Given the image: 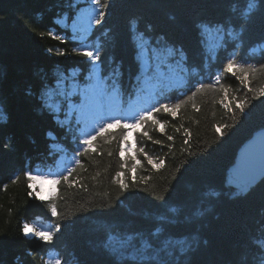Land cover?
<instances>
[{
    "label": "trees",
    "instance_id": "obj_1",
    "mask_svg": "<svg viewBox=\"0 0 264 264\" xmlns=\"http://www.w3.org/2000/svg\"><path fill=\"white\" fill-rule=\"evenodd\" d=\"M108 2L104 21L83 27L73 22L90 10L88 0H0V264H57V259L60 264H264V176L243 186L230 174L238 148L264 127V98L252 100L235 120L219 103L221 86L229 89V99L245 93L223 71L229 56L236 61L234 71L241 64H264V0H254L251 11L253 0ZM226 32L231 36L222 41ZM145 40L158 52L172 50V60L179 59L175 50L187 56L179 64L185 81L160 91L148 108L186 99L200 83L214 87L196 92L176 118L154 114L167 122L166 134L145 127L164 147L134 133L137 146L163 158L164 167L153 169L140 156L136 181L126 172L130 187L121 192L113 180L122 170L121 129L94 142V152L78 155L84 134L74 113L94 79H87L92 64L73 49L99 51L101 79L107 92L120 97L115 117L131 123L125 108L138 92V41ZM61 51L67 55H58ZM251 86H264V74L252 77ZM184 128L191 133L188 144ZM59 159L62 166L54 169ZM73 168L72 186L53 183L45 200L25 175L51 173L60 179ZM141 176L147 181L140 182ZM25 223L55 234L51 241L26 235Z\"/></svg>",
    "mask_w": 264,
    "mask_h": 264
},
{
    "label": "snow or ice",
    "instance_id": "obj_2",
    "mask_svg": "<svg viewBox=\"0 0 264 264\" xmlns=\"http://www.w3.org/2000/svg\"><path fill=\"white\" fill-rule=\"evenodd\" d=\"M89 8H90V15L87 17V25L88 27H91L94 23L95 25H100L106 16V9L109 7L108 0H88ZM71 6V4H70ZM255 7V2L250 4L249 11H251ZM73 25L75 26V22H73ZM49 35H52L54 39L63 41V37L59 34L49 33ZM230 37L231 33H225L224 36L221 37V40L224 41V37ZM226 43V41H225ZM51 51V49H49ZM176 54L179 56V59H177L174 62L175 67H178L180 63L187 61V56L184 54L182 49L175 50ZM73 53L82 57H86L87 61L92 64L93 71L89 74L87 79L93 80L94 83H91L86 86V91L88 89L95 90L98 95H103L107 92L108 85L106 83V80L101 79V76L99 74L100 71V64L103 63L101 60V55L99 51H91V50H79L77 48L73 49ZM58 55L64 56L67 55L66 52L61 51L58 53ZM169 55H172V50L169 51ZM99 61L100 64H97L96 62ZM174 65L169 64L164 57H157L150 65L146 64L143 68V75L148 80L153 79H160L164 80L167 78L174 70ZM234 66H236V61L229 56L226 60V63L223 66V71L225 73L231 74L232 77H235L238 81L240 86L245 89L244 96H235L232 95L231 99H229V89L225 88L223 86L220 87L219 91L223 93V96L220 98L219 103L223 106V108L230 112L231 119L235 120L236 114L239 113L243 115L245 113V108L249 105V103L252 100H260L261 98H264V86L259 88H254L251 86V78L254 77L257 73L264 74V64L260 65V67H254L252 64H241L238 67H236V71H234ZM221 78L220 76H217L215 78V84L220 85ZM214 85L212 83H200L199 87L196 89V92H199L204 89H211ZM196 92H193L190 96H188L186 99H180L175 103L172 104H160L159 107L152 105L148 109H142L140 112L136 113L132 117L131 123L128 122H122V117H112L111 122H106L104 125H102L98 131L95 132V134H87L86 138L82 140V144L85 146L83 148L82 152H79V156H86L90 152H94L95 145L94 142H96L99 138H104L106 135H109L110 129L119 128L123 131V137L122 140L119 143V156L121 159L120 163V169L121 171H117L115 173V176L113 177V180L116 184L119 185V188L121 192L127 191L130 187L129 183L126 179V172L131 175L132 181L135 182L137 179V171L140 167H142V160L139 158L140 156L143 157L144 160L147 161V164L150 165L153 169H160L164 167V159L163 158H154L153 156L149 155L144 147H138V140L135 138L134 133H139V135L142 138H147V140L151 141L155 145H161V147H164L161 140L156 139L153 140L152 136L149 135V132L146 130V125L151 124L154 127H157V130L161 133V135L166 134V121H161L160 119L156 118L154 114H159L161 112H164L171 116L172 118H176L178 110L182 108V106L189 100H192V98L196 95ZM251 94V95H249ZM41 100H43V97H41ZM237 101H239L237 103ZM192 107L197 112L199 111L198 106L193 103ZM4 119L3 114L0 113V120ZM224 127H229V125H225ZM183 128V125H181L180 128H176V132H180ZM184 135L186 139L184 140L185 144L189 143V138L191 136V133L188 129L184 128ZM215 131L217 133H220L223 135V132L221 131L220 127H216ZM51 135V133H49ZM114 138V137H113ZM131 138V139H130ZM168 141H173L174 137L171 135H167ZM167 147L171 148V144L167 145ZM262 148H264V145H262ZM109 155H112L111 152H109ZM262 159H264V156H262ZM131 162V163H129ZM75 163L83 168V164L79 159L75 161ZM126 170V171H125ZM76 171L75 168L71 169L67 175H63L60 177V179H54L51 181L54 184L61 183V180L65 183H68L69 187L72 186V183L70 182V177L72 174ZM245 171V175L247 178H251L254 176V174L257 172V168L254 164H249ZM259 173L264 176V163H262L258 169ZM27 176V179L29 181H35L37 179L36 176L31 175L30 173H25ZM147 177L141 176L139 177L140 182H146ZM17 180H19V176L15 177L13 180V183H15ZM76 184H80L79 180L74 181ZM86 189V185H81ZM134 186V184H133ZM6 187V186H5ZM30 188H34L35 185L30 183ZM32 193H29L31 195ZM36 196L41 199L45 200L46 198L42 195H40L39 192L36 193ZM161 200L164 199L163 195L159 197ZM50 211L52 216H57V206L55 203L51 204ZM60 225L57 224L55 226V231H60ZM23 232L28 234H35L43 241H51L53 238V235L55 234L52 231H35L32 227H30L27 223L23 225ZM127 241H124L121 244V249H125V246L127 245ZM166 243L172 244L175 243V241H167ZM147 246V244L145 245ZM57 264H60V261H57ZM161 264H165V262H161Z\"/></svg>",
    "mask_w": 264,
    "mask_h": 264
},
{
    "label": "rangeland",
    "instance_id": "obj_3",
    "mask_svg": "<svg viewBox=\"0 0 264 264\" xmlns=\"http://www.w3.org/2000/svg\"><path fill=\"white\" fill-rule=\"evenodd\" d=\"M89 15L90 10L87 8L84 9L78 15L77 19H81L82 22L87 23V17ZM217 37L220 39L219 36ZM218 38H215V40L218 41ZM138 43V58L141 62V71L138 77V92L125 109L126 117L129 122H133L132 117L136 115V113L140 112L142 109H148V102L154 100L160 91H162L163 89L178 86L182 82H184V76L186 74L184 67H181L180 65L178 67H175L174 62L176 60H172L171 58H169L170 49H167L165 50V52L161 53L154 48L146 47V40L144 43L140 41H138ZM259 47H257V49ZM157 57L166 58L167 62L169 64H173L175 68V70L163 81L160 79L148 80L143 75L144 66L146 64L150 65ZM86 97L87 105L84 108L85 114L84 116H82V118L84 117L85 122H87V125H89V131L87 132V134H90L94 130L99 129L106 122H111V118L115 117L118 114L120 97L118 93L114 90L107 92L103 95H98L96 91L92 89L87 90ZM87 134H84V136H86ZM45 176L46 177L41 179V181L32 183L35 185V187L31 189L35 194L39 192L40 195L47 198L52 190L53 183L51 181H53L54 178L51 176V173H48ZM247 185L252 186L253 184H246L243 186ZM169 209L174 210L171 207ZM28 225L32 227L35 231H42L38 230L37 228H34L30 224ZM28 235L36 236L35 234Z\"/></svg>",
    "mask_w": 264,
    "mask_h": 264
},
{
    "label": "water",
    "instance_id": "obj_4",
    "mask_svg": "<svg viewBox=\"0 0 264 264\" xmlns=\"http://www.w3.org/2000/svg\"><path fill=\"white\" fill-rule=\"evenodd\" d=\"M264 127L255 130L251 136L246 139L243 144L238 148L234 163L231 166L230 174L243 185L255 184L261 177H263L258 169L264 163ZM249 164H254L257 172L250 179L245 175V169Z\"/></svg>",
    "mask_w": 264,
    "mask_h": 264
},
{
    "label": "bare ground",
    "instance_id": "obj_5",
    "mask_svg": "<svg viewBox=\"0 0 264 264\" xmlns=\"http://www.w3.org/2000/svg\"><path fill=\"white\" fill-rule=\"evenodd\" d=\"M77 23H80V24H82L83 25V27H88V25H87V23H85V22H82L81 21V19H77V21H76V23L75 24H77ZM78 98H79V96H78ZM80 104H79V106L76 108V110H75V113L74 114H76L77 115V117H76V119H75V121L77 122V124L78 125H80V124H82V127L80 128V130H81V132L83 133V134H87V132L89 131V125H87V122H85V120H84V117L82 118V116H84V114H85V107H86V105H87V101H84L83 99L84 98H82V97H80ZM129 105V104H128ZM127 105V106H128ZM126 109V108H125ZM118 111H119V109H118ZM125 114H126V112H125ZM86 124V125H85ZM99 129H96V130H94L92 133H90V134H95V132L96 131H98ZM84 138H86V136H84L83 137V139ZM131 139V138H130ZM61 166H62V163H61V161H60V159L56 162V164L54 165V169H60L61 168ZM37 179L35 180V181H33L32 183H36V182H39V181H41V179H43L44 177H46L45 175H43V173H38L37 174ZM56 260V258H54L52 261H55ZM58 261V259L56 260V262Z\"/></svg>",
    "mask_w": 264,
    "mask_h": 264
}]
</instances>
